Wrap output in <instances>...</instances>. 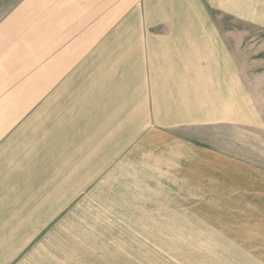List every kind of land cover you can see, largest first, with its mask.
Instances as JSON below:
<instances>
[{
	"label": "crops",
	"instance_id": "obj_1",
	"mask_svg": "<svg viewBox=\"0 0 264 264\" xmlns=\"http://www.w3.org/2000/svg\"><path fill=\"white\" fill-rule=\"evenodd\" d=\"M237 1L0 0L2 223L24 227L41 180L59 181L58 196L115 158L121 171L133 142L140 162L146 146L157 154L156 178L126 179L141 196L220 200L224 157L183 133L244 123L246 92L219 30L191 24ZM245 180L251 205L264 207V171L246 168Z\"/></svg>",
	"mask_w": 264,
	"mask_h": 264
},
{
	"label": "rangeland",
	"instance_id": "obj_2",
	"mask_svg": "<svg viewBox=\"0 0 264 264\" xmlns=\"http://www.w3.org/2000/svg\"><path fill=\"white\" fill-rule=\"evenodd\" d=\"M225 7L206 8L205 23L191 27L219 30L246 92L248 120L183 133L224 157L220 200L195 205L199 199L192 196L182 206L164 202V196H141L144 191L133 181L125 184L126 179L156 178L157 154L146 146L140 162L141 152L132 153L133 142L120 157L126 161L121 171L115 158L93 180H78L77 191L62 188L52 195L60 182L41 180V197L37 205L29 198L23 228L2 223L7 213H1L0 264H261L264 207L261 201L251 205L245 173L246 168L264 171V0H238L232 10ZM153 27L171 26L159 22ZM46 103L41 100V107ZM83 148L84 142L76 151ZM231 170L234 179L228 178ZM197 208L217 211H193Z\"/></svg>",
	"mask_w": 264,
	"mask_h": 264
}]
</instances>
